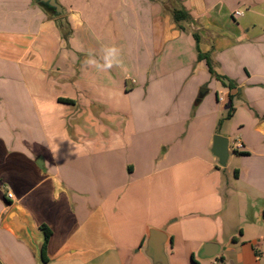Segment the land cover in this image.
I'll use <instances>...</instances> for the list:
<instances>
[{"label":"crops","instance_id":"1","mask_svg":"<svg viewBox=\"0 0 264 264\" xmlns=\"http://www.w3.org/2000/svg\"><path fill=\"white\" fill-rule=\"evenodd\" d=\"M57 1L61 18L36 0H0V264H44L8 226L14 208L40 247L50 228L47 264H217L223 249L262 247L264 0ZM174 10L190 18L177 23ZM110 47L117 60L142 56L126 64L130 83L116 63H85L91 53L102 65ZM184 54L186 65L174 60ZM165 74L183 101H159L163 152L151 158L127 139H148L152 102L131 97L161 89ZM186 122L201 150L178 146ZM215 136L229 139L225 166ZM152 229L168 238L155 261ZM210 243L219 252L204 258Z\"/></svg>","mask_w":264,"mask_h":264},{"label":"rangeland","instance_id":"2","mask_svg":"<svg viewBox=\"0 0 264 264\" xmlns=\"http://www.w3.org/2000/svg\"><path fill=\"white\" fill-rule=\"evenodd\" d=\"M184 47H186V44H184ZM185 49V48H184ZM184 53H187L186 51ZM177 63H179V61H182V65H186L189 62V57L184 54V57L180 60L179 58L174 59ZM119 61V68H120V74H122V70L123 73H128L127 70H130V68H127V62H131L132 64L135 63V65H138L139 67H141L143 65V58L142 56H134L132 59H128L127 61H125L122 58L118 59ZM169 61V57L167 58V62ZM166 62V65H168L169 63ZM127 68V70H126ZM126 76H130V80L128 81V83H130V81L132 80L131 76L132 74H126ZM165 76L166 80L165 82L167 83L166 85L161 84L163 86H161V89H158L156 91L151 90L149 93H147V91L143 92V96H141L139 93V91L134 94L131 97V101H151V105H150V112L152 115V119L150 122V130L151 133L148 134V139L145 137H143L144 135H140L135 138H128L127 141L129 142H134V145H143L146 147V145H148V152L151 156V158H154L156 156H159L162 154L163 151H159V134H161L160 129V125L166 123V122H162L159 121L157 118L154 119L156 116L155 113H158V111L160 110V108L162 107L161 104H159V101H167V109H171L174 105L172 101H183V97L178 98V94L180 95V91H178V89H174V88H170V86L168 87L167 85L171 82V76L169 74H165L163 75ZM190 76V75H187ZM191 77V76H190ZM186 78V74H184V79ZM136 79V78H135ZM183 79V80H184ZM182 80V81H183ZM189 80V77H188ZM126 81H127V77H126ZM155 101V102H154ZM172 110V109H171ZM169 123V122H167ZM148 124V123H147ZM138 125L140 127L144 126V123L142 121L138 122ZM190 125V123L186 122L183 124L182 128L180 129V131L182 132V139L180 140H176L177 143L179 144L178 146L180 147H186V152H190L189 150L191 149H195V150H201V146L203 144V140L204 137L202 136L203 134H200L198 137L192 136L193 134H191V131H189V133H187V129L189 128L188 126ZM141 129V128H139ZM192 128H190L191 130ZM186 134H188L187 137ZM126 140V139H125ZM158 152H160V154L158 155ZM233 249L227 250L225 251L224 249L220 251V256H224L225 257V263H221L220 260L217 262V264H231L232 261H235V259H237V256L240 254L242 257H244L246 260H255L258 258V264H264V244L262 247H258L256 245H253L251 243H247L243 246L239 245L237 247H232ZM201 256L197 253V258L199 260H201L200 258ZM203 264H208L207 262H203Z\"/></svg>","mask_w":264,"mask_h":264},{"label":"water","instance_id":"3","mask_svg":"<svg viewBox=\"0 0 264 264\" xmlns=\"http://www.w3.org/2000/svg\"><path fill=\"white\" fill-rule=\"evenodd\" d=\"M43 4H47L54 9L57 14L64 12L62 6L57 0H39ZM212 153L219 159L222 166L226 165L229 157V139L221 136H215L213 142ZM8 226L15 232L20 233L29 245L37 253L40 263H43V256L40 247L41 237L33 228L30 218L18 208H14L7 218ZM167 236L161 231L152 229L149 232V252L148 255L154 261L162 258L164 253V245L167 242ZM219 252V246L216 244H207L203 247L202 254L204 258H214Z\"/></svg>","mask_w":264,"mask_h":264},{"label":"trees","instance_id":"4","mask_svg":"<svg viewBox=\"0 0 264 264\" xmlns=\"http://www.w3.org/2000/svg\"><path fill=\"white\" fill-rule=\"evenodd\" d=\"M36 1L46 10V12L48 13V15H50V17H52V18H61V17H63L64 12L62 14H57L55 12V10L50 8L47 4H43L39 0H36ZM173 14H174V19H175V21L177 23H179L181 21L188 20L190 18L189 14L186 11H184V10H174ZM198 58H199L200 61H203V60L206 61L207 67H208V71L212 75H214L215 73H214V70H213L212 64H211V62L209 60L208 55L199 53ZM197 102H199V100ZM231 116H232V109L228 113L226 119H229ZM221 122H223V121H221ZM40 230L43 232V235H44L43 243H42V246H41V251H42V256H43V263L47 264L49 262V259L47 257V247H48V243H49V240L51 238L52 232H51L50 228L47 225H41L40 226Z\"/></svg>","mask_w":264,"mask_h":264},{"label":"clouds","instance_id":"5","mask_svg":"<svg viewBox=\"0 0 264 264\" xmlns=\"http://www.w3.org/2000/svg\"><path fill=\"white\" fill-rule=\"evenodd\" d=\"M118 52L119 50L116 47L106 48L105 56H104V63L102 65L99 64L95 60V58L92 57L91 53H89L88 59L85 61V63H87L90 66H96L103 70H108L113 67L114 63L119 64V61L117 60Z\"/></svg>","mask_w":264,"mask_h":264},{"label":"built area","instance_id":"6","mask_svg":"<svg viewBox=\"0 0 264 264\" xmlns=\"http://www.w3.org/2000/svg\"><path fill=\"white\" fill-rule=\"evenodd\" d=\"M234 15L236 16V17H238V16H241L242 15V12H240V11H236L235 13H234ZM237 148H242V144L241 143H238V145H237ZM11 197H12V195H10Z\"/></svg>","mask_w":264,"mask_h":264}]
</instances>
